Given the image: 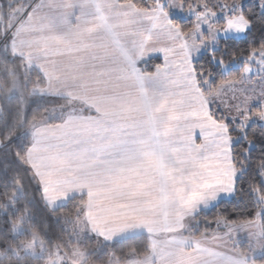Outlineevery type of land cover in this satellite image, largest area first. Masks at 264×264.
<instances>
[{"label":"snow or ice","instance_id":"1","mask_svg":"<svg viewBox=\"0 0 264 264\" xmlns=\"http://www.w3.org/2000/svg\"><path fill=\"white\" fill-rule=\"evenodd\" d=\"M6 6L17 21L0 34V195L21 191L23 166L22 207L39 193L48 219L85 248L81 264H120L117 251L141 264V250L161 264L172 247L190 264H264V0H69L31 41L18 28L48 5ZM88 29L73 51L105 86L95 99L48 67L64 55L59 37ZM69 191L86 202L63 217ZM13 238L0 227V248L19 261Z\"/></svg>","mask_w":264,"mask_h":264},{"label":"trees","instance_id":"2","mask_svg":"<svg viewBox=\"0 0 264 264\" xmlns=\"http://www.w3.org/2000/svg\"><path fill=\"white\" fill-rule=\"evenodd\" d=\"M23 2L24 0H13V4L16 5L19 12L23 11V8L20 7ZM16 17L17 15L10 7L6 6L0 9V34H2V29L6 24L16 23L17 20L13 21ZM11 67L15 66H10V68ZM13 79L15 78L13 77ZM21 159L24 160V162L26 161V157H21ZM25 164L27 163L25 162ZM27 183V175L24 172L23 166H21L15 177V187L21 189V191L16 192L15 189H9L8 194L0 195V227H3L5 223L8 224V233L10 235L14 233V238L7 240L6 244L16 252L17 256L22 258L17 261L15 258L8 256L5 248H0V264H45L46 261L44 258L23 254L22 245L31 239L33 233L40 237L41 241L50 251H52L53 248H60L62 251H68L71 246L75 245L83 247V245L76 241L69 240L68 234L61 232L60 226L55 220L48 219V214L44 211L43 206L36 203V201L40 199L39 193H35V200L28 205V210L22 207L31 194V188L24 191ZM13 197H16V199H13ZM76 202L84 203L85 199L74 198L70 200L66 206L60 208L58 215L63 217L73 216V205ZM5 214H7V219H5ZM45 224L48 225L47 231H45ZM16 227H20L22 230L16 232ZM94 246V244L88 245L89 248ZM147 254V250H141L136 258L142 259ZM117 255L120 257V264L127 262V257L124 253L117 251ZM87 264H101V262L90 257L87 260Z\"/></svg>","mask_w":264,"mask_h":264},{"label":"crops","instance_id":"3","mask_svg":"<svg viewBox=\"0 0 264 264\" xmlns=\"http://www.w3.org/2000/svg\"><path fill=\"white\" fill-rule=\"evenodd\" d=\"M69 0H44V3L48 5V7L42 8L39 11H34L33 15L30 19L24 21L20 24L17 32V38L19 40L24 41H31L35 34V30L43 27L49 26L50 21L54 16L59 15L63 11H66L64 5L68 3ZM73 3L79 2V0H71ZM43 22V23H42ZM93 29H88L85 31H77L73 37H71L70 41L64 40L61 36L57 40V46L64 52V55H57L54 56L52 59L55 61L54 64L48 65L49 69H58L60 71L61 80H78L80 83V87L77 91V94L81 96L82 99L88 98H98L106 95V90L104 85H100L95 83L91 77L86 74H83L81 71L78 70V56L79 53L73 51L74 46L80 40H87L89 38L90 32ZM137 81L133 77L132 79L122 81V84H135ZM133 116H138L137 113H132ZM163 130V129H162ZM27 159V157H26ZM28 161V160H27ZM81 183H88V181H81ZM123 183V181L121 182ZM92 191L94 193H101V192H108L109 189L104 187L103 185L96 184ZM68 196L70 197L68 202L74 198H84L86 202V198L82 197L80 191H77L75 197H72V193L69 191ZM137 195L140 194V190L137 189ZM59 195H64L63 192H60ZM153 199L160 202L159 198L154 194ZM67 202V203H68ZM58 204H63V201H58ZM159 212V209H157ZM149 220H156L160 221L161 218L158 215L150 213L148 216ZM190 221V218L185 221L187 224ZM162 226V223H161ZM160 241L166 240V234L162 233L161 236L158 238ZM209 246H215V241H208ZM162 251V259L161 264H190L189 256L190 253L183 252L175 247L168 248V249H161ZM150 255L148 254L143 257L142 259L135 258L141 264H146L147 258ZM115 264V262H114ZM127 264V263H126Z\"/></svg>","mask_w":264,"mask_h":264},{"label":"rangeland","instance_id":"4","mask_svg":"<svg viewBox=\"0 0 264 264\" xmlns=\"http://www.w3.org/2000/svg\"><path fill=\"white\" fill-rule=\"evenodd\" d=\"M16 20L17 17L13 19V21ZM25 162H28L27 159ZM189 222L190 221H188V223ZM15 230L19 232L22 229L16 227ZM197 239H200V237H197ZM22 250L24 255L44 258L46 261L45 264H81V253L85 251V248L75 245L71 246L68 251H62L60 248H53V250L50 251L41 241L40 237L33 233L31 239L22 245ZM87 260L88 258L83 260V264H87Z\"/></svg>","mask_w":264,"mask_h":264}]
</instances>
